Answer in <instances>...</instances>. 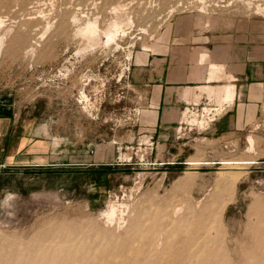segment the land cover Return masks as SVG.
Returning <instances> with one entry per match:
<instances>
[{"label": "rangeland", "instance_id": "obj_1", "mask_svg": "<svg viewBox=\"0 0 264 264\" xmlns=\"http://www.w3.org/2000/svg\"><path fill=\"white\" fill-rule=\"evenodd\" d=\"M254 1L0 0V90L52 122L60 150L55 164L0 177V264H52V252L86 264H264V254H254L264 220V103L239 133L204 138L214 116L205 109L191 114L201 125L187 117L190 129L165 143L134 131L140 107L129 80L134 53L143 43L151 48L173 20L208 30L249 20L259 27L264 10ZM117 2L133 25L116 43L102 37L78 52L85 41L75 25L94 16L102 28ZM209 15L229 25L205 24ZM194 17L201 22L190 24ZM65 137L74 141H59ZM222 159L254 163L235 174ZM113 202L119 228L101 214Z\"/></svg>", "mask_w": 264, "mask_h": 264}, {"label": "crops", "instance_id": "obj_2", "mask_svg": "<svg viewBox=\"0 0 264 264\" xmlns=\"http://www.w3.org/2000/svg\"><path fill=\"white\" fill-rule=\"evenodd\" d=\"M257 21L259 27L249 20L231 28L208 30L190 26L181 17L162 27L152 47L147 52L140 48L132 57L129 80L140 107L134 131L149 132L155 141H179L175 130L190 129L185 121L189 113L216 108L210 111L214 116L203 130L204 138L217 139L239 133L260 117L264 103V19ZM226 83L233 85L234 98L216 91ZM208 87L215 89L214 93H208ZM57 133L52 122L18 106L11 91L0 90V177L58 162L55 157L60 150L52 146ZM59 141L74 140L65 137Z\"/></svg>", "mask_w": 264, "mask_h": 264}, {"label": "bare ground", "instance_id": "obj_3", "mask_svg": "<svg viewBox=\"0 0 264 264\" xmlns=\"http://www.w3.org/2000/svg\"><path fill=\"white\" fill-rule=\"evenodd\" d=\"M204 1V0H203ZM233 1V0H232ZM254 1V0H253ZM128 2V1H127ZM227 2V1H226ZM225 2V3H226ZM245 2H247V0H245ZM99 3V2H98ZM206 3V2H205ZM208 3V2H207ZM216 3V2H215ZM242 3V2H241ZM253 3V2H252ZM252 3H249V2H247V4H248V6L250 7V5L252 4ZM254 3H256V4H253V5H256L255 6V10L257 11V12H262L264 9V6L263 7H261L262 5H264V4H262L261 6L259 5V3L257 4V2L256 1H254ZM262 3V2H261ZM130 4V3H129ZM147 4V3H146ZM217 4V3H216ZM215 4V5H216ZM223 4V3H222ZM235 4V3H234ZM95 5V4H94ZM126 5V4H125ZM124 5V6H125ZM201 5V4H200ZM218 5V4H217ZM241 5H243V4H241ZM252 5V6H253ZM39 7V6H38ZM109 7V6H108ZM201 7V9L203 10V6H200ZM144 9V8H143ZM198 10H199V8H197ZM205 9H206V7H205ZM204 9V10H205ZM242 9V8H241ZM253 9V10H254ZM127 10V9H126ZM126 10L124 11V7H123V3H120V2H117L116 4H114L113 6H111V11L110 12H112L113 13V16H112V18H111V20L109 21V22H107V24L106 25H104V26H102V28H100L99 26H98V24L99 23H97V22H99V21H97V19L96 18H93L92 17V19H91V17L90 18H86L85 19V21L84 22H82L81 24H77V25H75L76 27H75V34L76 35H78V38H79V36L85 41V42H83V45L82 46H80V47H78V52H80V51H84V50H86V49H88V48H90V47H95L96 45H98L99 43H100V41L102 40V37H104L105 39H104V42H103V44H106V45H108L110 42H112V41H115V39H116V37L118 36V34H120V33H125V27L126 26H130L131 27V25H133L132 23H131V19H132V15L131 16H128V14H126L125 12H126ZM138 10V9H137ZM171 10V9H170ZM238 10V9H237ZM37 11V10H36ZM250 11H252V10H250ZM255 11V12H256ZM254 12V13H255ZM264 12V11H263ZM72 13V12H71ZM77 13V12H76ZM79 13V12H78ZM127 13H129V11L127 10ZM143 13V12H142ZM42 14V13H41ZM81 14V13H80ZM83 14V13H82ZM207 14H209V13H207ZM247 14V13H246ZM40 15V14H39ZM74 15H75V13H74ZM74 15H72L73 16V19L72 20H76V15H75V17H74ZM130 15V14H129ZM211 16H212V13L210 14ZM210 15H209V17L207 16L206 18H204L202 21H204V23L206 24V22H207V24H208V22H209V24H210V26H211V19L210 18H213V17H210ZM248 15V14H247ZM71 16V17H72ZM78 16V15H77ZM86 16V15H85ZM214 16V15H213ZM42 17V16H41ZM88 17V16H87ZM131 17V18H130ZM221 17V16H220ZM227 18V17H226ZM78 19V18H77ZM141 19V18H140ZM191 19V18H190ZM214 19V20H213ZM212 19V22L213 23H219V24H225V23H227L228 24V22H226V20L224 21L222 18L220 19V18H217V17H215L214 16V18ZM1 20V19H0ZM82 20V19H81ZM2 21H3V19H2ZM132 21H135V20H132ZM198 21H200L201 22V18H197V17H194L191 21H190V24H196ZM199 22V23H200ZM2 23V22H1ZM49 23V22H48ZM47 23V24H48ZM46 25V24H45ZM142 25H144V24H142ZM229 25V24H228ZM227 25V26H228ZM1 26V25H0ZM209 26V27H210ZM212 26H214V25H212ZM223 26H225V25H223ZM6 27V26H5ZM143 27V26H142ZM217 27V26H216ZM1 28H2V26H1ZM145 28V27H144ZM4 29V28H3ZM126 29H129V28H126ZM138 29V28H137ZM143 30V29H142ZM102 35V36H101ZM122 35L123 34H121V37H122ZM101 36V37H100ZM120 36V35H119ZM101 39V40H100ZM1 41H2V36H0V43H1ZM115 43H116V41H115ZM118 44V43H117ZM130 44V43H129ZM142 46H143V50H145L146 51V49H149V48H147V46H148V44H145V43H143L142 44ZM152 47V46H151ZM198 49V48H197ZM201 49V48H200ZM203 49V48H202ZM151 50V49H150ZM205 50H206V48H205ZM17 51V50H16ZM128 51V50H127ZM144 51V52H145ZM147 52V51H146ZM200 52H202V51H199V53ZM193 53V52H192ZM195 53H197V50H196V52ZM194 53V54H195ZM204 53V52H203ZM198 54V53H197ZM148 55V54H147ZM146 55V56H147ZM201 56H202V54H200ZM204 55V54H203ZM143 55H141V57H142ZM198 56V55H197ZM144 57V56H143ZM194 57V56H193ZM201 58V57H200ZM193 59V58H192ZM202 59V58H201ZM142 60H143V58H142ZM157 60V59H156ZM196 60V59H195ZM200 61V60H199ZM197 62V61H196ZM197 65V64H196ZM218 65V64H217ZM216 65V66H217ZM221 67V66H220ZM224 67V66H223ZM222 67V68H223ZM208 68V67H207ZM218 68V67H217ZM221 68V69H222ZM209 70H210V68H209ZM214 71H215V69H214ZM192 73H193V71H192ZM195 73V72H194ZM211 73V72H210ZM217 74H218V72H216ZM221 75H223L222 73H221ZM228 75V74H227ZM226 75V76H227ZM230 75V74H229ZM196 76V78H197V75H195ZM230 76H232V75H230ZM192 77V76H191ZM211 78H212V76H210ZM223 77V76H222ZM225 77V76H224ZM228 77V76H227ZM215 78V77H214ZM233 78V77H232ZM202 79V78H201ZM205 79V78H204ZM229 79V78H228ZM207 80H208V78H207ZM219 80V79H218ZM226 84H228V85H222V87H219V88H217L216 89V91L218 92V93H221V94H223V95H225V97L226 98H234L235 97V94H234V91H233V85L232 86H229V83H226ZM207 86V85H206ZM209 86H210V84H209ZM198 88H199V86H197ZM204 87V86H203ZM213 87V86H212ZM179 88V87H178ZM181 88V87H180ZM189 88V87H188ZM187 88V89H188ZM192 88V87H191ZM197 88V92H198V89ZM215 88V87H214ZM187 89H186V91H187ZM194 89V88H193ZM185 90V89H184ZM189 90V89H188ZM203 90V89H202ZM215 89H213V88H207V91H208V93H214L213 91H214ZM186 91H184L185 93H186ZM201 91V90H200ZM204 91V90H203ZM206 91V90H205ZM189 92V91H188ZM216 92V93H217ZM181 93V92H180ZM183 93V92H182ZM185 93H184V96L183 97H185L186 98V96H185ZM193 93V92H192ZM215 93V94H216ZM240 93V92H239ZM198 94V93H197ZM210 94H209V97H210ZM233 94H234V97H233ZM196 95V94H195ZM207 95V94H206ZM84 100H85V102H88L89 101V98L87 97V95L84 93V91H81V95H80ZM197 96V95H196ZM199 96H201V95H199ZM199 96H198V98H199ZM218 96V95H217ZM193 97V96H192ZM208 97V96H207ZM208 97V98H209ZM187 98H189V96H187ZM191 98V97H190ZM194 98H196V97H194ZM211 99H212V97H210ZM214 98H215V95H214ZM220 98V97H219ZM218 98V99H219ZM225 98V99H226ZM81 99V98H80ZM191 100V99H190ZM221 100H222V98H221ZM232 100H234V99H232ZM232 100H231V102H230V104L232 103ZM192 101V100H191ZM195 101V100H194ZM213 101V100H212ZM218 101V100H217ZM223 101V100H222ZM224 102V101H223ZM222 102V103H223ZM226 102H227V104H229V102H228V100H226ZM234 102V101H233ZM89 103V102H88ZM216 103V102H215ZM217 103H219V102H217ZM219 105H220V103H219ZM218 105V106H219ZM222 107H223V105H222ZM263 107V106H262ZM83 108V107H82ZM206 108H207V106H206ZM210 108V107H209ZM220 108V107H219ZM85 109V108H84ZM216 109V108H215ZM215 109H213V110H215ZM207 110H208V108H207ZM206 110V111H207ZM211 110V109H210ZM212 110V111H213ZM218 110V109H217ZM209 111V110H208ZM211 111V112H212ZM264 111V110H263ZM90 113V112H89ZM208 113V112H207ZM215 113V112H214ZM184 114H185V112H184ZM183 114V115H184ZM200 114V113H199ZM203 114V113H202ZM189 116L191 117V115H190V113H189ZM195 116V115H194ZM201 116V115H200ZM189 117V118H190ZM197 117V116H196ZM196 117H194V118H192L191 117V120L192 121H197L198 119L196 118ZM204 118V117H203ZM204 120V119H203ZM181 121V120H180ZM190 121V120H189ZM191 121V122H192ZM200 121H201V119H200ZM199 120H198V122L200 123V124H198V125H201V123L202 122H200ZM196 123V122H195ZM205 123H207V122H205ZM208 123H209V121H208ZM207 126V125H206ZM177 130H180V127L177 129ZM182 130V129H181ZM248 141H250L251 143H252V141H253V137L251 136V135H249L248 137ZM251 143H249V144H251ZM252 146V145H251ZM249 147H250V145H249ZM253 149V148H252ZM234 160V159H233ZM221 161V163L222 164H224V165H226V164H228L227 166H225V168H227V169H230V170H232L233 169V171L235 170L237 173H242L243 171H245V170H247L248 169V166L249 165H246V164H250V163H254V162H252V161H250V160H234V161H231V160H225V159H222V160H220ZM190 162V161H189ZM205 163H208V161H205ZM210 163H211V161H210ZM242 164H245V165H242ZM187 171V170H186ZM235 171H234V173H235ZM236 174V173H235ZM226 177H229V176H226ZM232 178V177H231ZM238 178V177H237ZM221 179H222V177H221ZM233 179V178H232ZM108 203V202H107ZM125 203V202H124ZM109 206L104 210V212L102 213L101 212V214H103L104 215V218H105V223L108 225V223L110 224V223H113V222H115L116 224H117V227L119 228L120 227V224L124 221H122V219H123V216H121L122 214L120 213V204H117V203H111V204H108ZM125 205V204H124ZM123 205V206H124ZM127 206V205H126ZM126 206H124V207H126ZM198 206V205H197ZM122 207V206H121ZM123 208V207H122ZM211 208V207H210ZM213 209V208H212ZM261 209V208H260ZM124 212V211H123ZM127 212V211H126ZM263 217V216H262ZM125 218H126V216H125ZM259 220V219H258ZM261 221H263L264 222V220L263 219H261ZM260 221V223H261V226L258 228L257 227V229H256V231H257V249L254 251V254H258V253H262V254H264V223H262ZM121 222V223H120ZM124 223V222H123ZM257 226V225H256ZM253 228V227H252ZM256 228V227H255ZM255 230V229H254ZM178 239V238H177ZM159 241V240H158ZM163 241V240H162ZM5 243V242H4ZM254 243V242H253ZM73 244H74V242H73ZM158 244V243H157ZM162 244V243H161ZM247 245V244H246ZM246 245H244V246H246ZM252 245V244H251ZM254 245V244H253ZM243 246V245H242ZM249 248V247H248ZM12 249V248H11ZM40 250V252H41V249H39ZM230 252V251H229ZM42 253V252H41ZM243 253H244V251H243ZM253 254V255H254ZM39 256H41L42 254H38ZM77 254H71L70 252H67V253H64L63 255H61L60 253H55V252H52L51 254H50V256H51V258H52V264H77V262H79L78 264H86L87 262H86V260H84V261H78V259H79V257L80 256H76ZM240 255V254H239ZM244 256V255H243ZM256 256V255H255ZM11 258H13V257H11ZM49 259V258H48ZM80 259H83V256L80 258ZM244 259V258H243ZM50 260V259H49ZM232 260H233V258H232ZM238 261V260H237ZM253 264V263H252Z\"/></svg>", "mask_w": 264, "mask_h": 264}, {"label": "built area", "instance_id": "obj_4", "mask_svg": "<svg viewBox=\"0 0 264 264\" xmlns=\"http://www.w3.org/2000/svg\"><path fill=\"white\" fill-rule=\"evenodd\" d=\"M210 111H211L210 109H209V111H207V112H208L207 116H209V115L213 114V113H210ZM212 116H213V115H211V118H210L209 120H211V119H212Z\"/></svg>", "mask_w": 264, "mask_h": 264}]
</instances>
